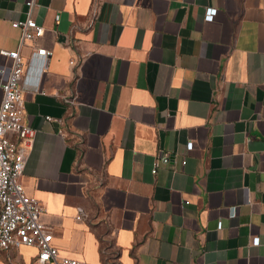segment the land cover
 Wrapping results in <instances>:
<instances>
[{
  "label": "crops",
  "instance_id": "crops-1",
  "mask_svg": "<svg viewBox=\"0 0 264 264\" xmlns=\"http://www.w3.org/2000/svg\"><path fill=\"white\" fill-rule=\"evenodd\" d=\"M26 1L0 0V50L18 48L12 22ZM37 3L46 31L22 48L24 122L36 134L21 181L60 254L264 264V0ZM0 264L41 263L22 246Z\"/></svg>",
  "mask_w": 264,
  "mask_h": 264
},
{
  "label": "built area",
  "instance_id": "built-area-1",
  "mask_svg": "<svg viewBox=\"0 0 264 264\" xmlns=\"http://www.w3.org/2000/svg\"><path fill=\"white\" fill-rule=\"evenodd\" d=\"M37 0H27L26 17L12 22L20 30V43L17 49L0 50L3 61L0 64V83L3 99L0 105V254L4 251L19 249L22 246L37 248V261L41 264H84L78 259L62 256L54 245V235L43 220L46 210L44 205L30 195L21 178L27 164V143L36 134V130L24 122L26 111L23 80L28 62L22 55V48L28 43H36L44 34L45 27L37 22L34 11ZM216 8L209 7L206 20H213ZM35 54L48 59L52 50L38 47ZM73 59L71 64H75ZM75 105L77 98L67 99ZM53 120L52 117H46ZM16 135V139L11 137ZM194 143L189 141L187 149L193 150ZM171 161L169 153L157 159L152 172ZM186 161H183L185 164ZM77 219L86 217L80 207ZM259 242L258 238L254 243Z\"/></svg>",
  "mask_w": 264,
  "mask_h": 264
}]
</instances>
